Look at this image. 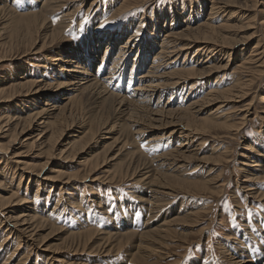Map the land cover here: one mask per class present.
<instances>
[{
  "label": "bare ground",
  "instance_id": "bare-ground-1",
  "mask_svg": "<svg viewBox=\"0 0 264 264\" xmlns=\"http://www.w3.org/2000/svg\"><path fill=\"white\" fill-rule=\"evenodd\" d=\"M35 1L40 4L38 0H21L20 4L17 5L16 0H12L11 6L7 5L5 9H3L4 6H0V12L6 11L11 20H15L17 24L22 23L25 28H23L22 32L20 29V35V32L13 34L10 32L9 38L15 34L16 39L20 37L26 39L27 44L31 46V52L33 51L30 55H42L47 51L54 52V54L46 57V63L43 62L47 66L45 70H41V72L39 70L38 72V69L32 68H40L38 64L34 63L35 60H32L28 63V66L31 68L21 69L22 74L17 79L9 81L4 90H0V99H3L1 97H6L4 99L7 101L9 99H15V97L21 94L23 96H32L34 100L36 98L38 99V97L41 98L39 100L41 103L30 113L22 114L18 112L16 115L7 114L0 118V131L3 133L5 131L11 132L9 133L10 139L7 144L5 146L0 145V151L4 155L10 154L14 158H17L19 155L12 153L17 137V126L22 121L23 125L26 126H30L33 123L32 131L36 134L37 143L41 141V143L45 142L48 145L43 150V153L46 155V161L39 165L40 171L38 174L42 175L47 170V166L53 158V152L56 150H58L57 156L63 160L76 159L80 163H83L82 159L84 160V158L80 157L86 154L85 147L91 137L94 136V131L95 133L103 132L104 135L101 138L106 135H116L115 138L112 139L111 137L110 139H112V142L121 141L119 143H122L123 146L128 144L129 141H140L145 134H149L151 136L144 142L145 148L148 147L146 150H150L148 153L144 152L146 157L142 158L138 155L139 160L137 159L135 162L130 160L132 163L128 165L126 171H122L120 174L122 176L128 175L131 178L135 176L134 178L137 182L141 179L145 181L144 185L146 186L148 195L147 199H140V201H145L144 209L145 212H148V215L146 214L148 217L146 220L149 219L152 221L156 219L159 214H163L162 212L165 211L164 208L169 205V202L164 201V204L159 207L158 200L155 196L156 193H160L157 189H162V191L167 190L166 195H172V193L178 192L177 190H171L173 187L188 190L187 183L183 181L185 180L184 176L190 175L197 170L193 168L190 174H186L190 170L189 163H194L195 161L200 164H205L203 162L204 158H198L199 151L203 149L201 138L208 136V138L211 137L214 139L213 136L217 135L215 131L218 129L225 130V133L227 132L228 134L231 133L229 135L234 138L237 137L238 130L240 131L247 124V118L251 115L250 111L253 108L255 100V98L248 100L252 95L251 86L256 80L260 82L264 75V49L260 46V40L258 38L257 42L250 46L251 50L248 55L244 56L237 66H235L231 75V82L227 88L226 86H221L220 83L222 82L217 80L216 84H213L205 94L198 93V89L195 88L197 85L194 79L220 74L227 71L233 65L234 62L232 63V60L231 62L229 61L233 55L230 52L240 44H245L253 39L255 32L245 34L236 40V38L228 37L233 28V25L228 22L237 20V18L242 20L244 17H241L245 16L246 13L244 10L247 8L248 3H251L250 6L254 8L256 5L264 6V0H210V9L206 16L203 14L206 6L202 0H195L194 2L197 7H190L189 17L182 15L186 6L180 5L179 9L182 11V16L177 11H174V14L171 13L172 15L167 16L164 15V12L163 14L160 12L159 15L156 13L158 16L155 20H150L149 18L151 25H154V21H156L157 25L160 26L155 31L152 28L153 26L150 28H139L141 27L140 25L138 26L139 22L149 24L144 17H141L138 22L132 19L126 25H117L112 30L108 29L107 31L87 28L88 33L85 34L83 40L80 42L75 41L72 47L61 52H58L53 47V45L56 46L54 41L65 27H61V25L65 24L67 26L71 19L70 16L73 13L65 14L62 20L63 23L61 22L59 26H54V23L52 24L51 22L49 25L47 18H50L53 12L50 7V11L47 13L44 7H46L47 3L49 5V3H57L60 0H43L39 10L35 9L37 8L34 5ZM86 1L90 2L91 7L96 6L95 3L98 2L97 0H82L80 5L82 6ZM139 1L123 0L121 6L116 10L120 12L134 10V7L137 6ZM190 1L188 4L191 6L193 2ZM22 2L29 5L24 6L21 4ZM175 5L178 6L176 2ZM176 6L175 8H177ZM58 7H60V4H58ZM141 7H145V3H142ZM231 8H237V10L228 11ZM92 9L89 8L88 11ZM257 13V10L253 12L252 19L255 20L260 14L261 20H263L262 12L259 11V14ZM225 14L227 15L225 16ZM166 18L170 19L171 28L167 24V26L165 25ZM94 21L95 19H91L87 26L92 27L91 25ZM219 21L220 24L216 25V22ZM257 23L261 25L264 21L259 23L257 19L256 25ZM175 24H177V28L173 29ZM164 25L166 26L165 29ZM243 26L246 29H251L252 27L251 23L247 22ZM160 31L164 33L161 39L159 35ZM33 34L38 35V38H40L41 46L39 48L35 46V40L32 38ZM219 56L224 57L220 59L218 58ZM240 56L241 53L238 54L237 58ZM3 61L4 59L0 58V63ZM47 71H50L48 75ZM29 72L38 73V77H29ZM187 85L189 86L185 90ZM54 92H57V96L53 95L55 94ZM260 92V103L264 104V88ZM165 96H169L170 98L168 97L166 101H162ZM178 97L180 98L176 101ZM57 98L60 99L59 104L54 101ZM232 101L240 104L245 101L247 103H244L242 109L231 112L233 113L232 115L240 113L241 117L237 124L229 127L227 125L228 123H226L229 119V113L224 108L231 104ZM210 105L218 106L215 110L213 109L208 112L206 116L204 115L205 117H201L200 114L203 112L201 109ZM86 107H89V109L94 107L96 109L94 115L92 114L93 116H82L81 111ZM236 107L233 106V109H236ZM105 112H107V115L112 116L113 122L111 120V124L102 126V123H99V121L97 123L95 122V126H91L87 131L82 129L87 122L92 123L96 120H102ZM29 129L27 128L26 130L28 131ZM114 129L116 130L115 134ZM232 132L234 133L232 134ZM21 133L24 132L21 131ZM212 134L214 135L212 136ZM28 136L31 135L29 134ZM30 139L32 138H27L24 142ZM175 140L176 143L169 151H165L164 153L155 152L159 146L164 143H173ZM258 140L254 139L252 142L246 144L241 155L242 159H244L241 165L244 168H249L245 169V171L247 170L249 172V175L244 181L246 184L254 182L252 185H245L247 194L250 196L254 195L257 190L256 183H262L260 182L261 180L258 181L260 176L256 173L254 174V172H264V164H262L264 150L258 151ZM198 141L199 143L195 144ZM217 150L219 151V149ZM217 150L214 148L212 153H216ZM220 156L217 158H208L209 160L216 162H220L221 160L222 162V159H220L222 157ZM108 159H111L109 161L113 160L112 158ZM86 161L88 163L87 169L84 170L83 168L85 172L81 176V178H84V181L91 173H95L98 169L105 167L104 163L98 162V156L94 157V159L91 157ZM16 163L23 164L19 161ZM6 166H3V170ZM11 169L10 180L13 181L16 173L13 168ZM47 171L50 170L48 169ZM141 171H144V173L140 174ZM53 173H56L53 177H43V180L56 183L63 182L61 179H64V184H69L73 178L76 179L78 176L75 177V175L65 174L61 170L53 171ZM212 173V169H210L205 177V183L194 182L189 184L194 187L204 188L208 193H213L209 191L210 189H207V184L216 187L214 184L217 181L212 183L214 178ZM21 175L16 176L17 180L15 181H17V185L14 190L8 189L7 183L3 182V179L0 180V217L3 218V221H0L1 264H28L29 258L25 252L26 248L31 246L30 244L33 245L35 240L33 238L35 236L38 238L36 234L42 228L57 229L52 223L58 221L57 218L59 216L57 212H63L65 209H57L59 199L53 207L52 211L56 213L52 218L48 214L42 217L38 213H34L28 206L22 207L24 204L29 203L24 198L27 194L29 178L26 179L27 186L21 187L23 181V175ZM111 179L113 180V176ZM34 183L35 187H33L34 189L36 188V194L34 195L36 198L40 190L39 187L41 188L43 184H40L38 180H35ZM223 188V184L218 186L216 193L221 194L222 190H224ZM7 189L10 194L4 197L3 192H8ZM21 189L24 190L22 195H20ZM185 196H188V194H185ZM10 206H20V212L17 211V214L10 215ZM202 213L204 212L196 211L189 213L185 217L177 216L169 222L165 219L159 226L155 224L152 230L148 229L142 232L140 239L148 241L147 243L150 246L154 244L155 247L151 251L149 249L151 248L150 246L148 249L150 255L156 254L158 249L167 246L163 241L171 232V229L165 225L173 224L179 219L186 217L196 220ZM48 217L49 219H47ZM113 220L112 223L114 226L109 225L111 230L105 234L103 243H99L98 246L92 248L90 247V252L97 254L103 250L104 253L108 254L113 251H121L126 243L123 245L121 241L136 234L135 226L130 223L128 226H117L115 224L117 219L113 218ZM144 225L146 227L149 224L145 222ZM82 229L69 236L74 241L83 240L75 244L71 243L75 253L77 249L82 251L89 249V246H86V244L91 235L97 230L88 227V225L83 226ZM233 236L238 237L235 234ZM238 245H241V242ZM68 249L71 250V246H66V249L63 251H67ZM43 250L46 252L49 251L47 248ZM57 253L58 251H53V254ZM145 257L148 258V256ZM164 257H168V254L164 255ZM231 257L232 259H229L232 260L233 264H258L256 257L253 256L235 253ZM50 258L53 257L51 256ZM134 260H137V257H134ZM261 264H264V260Z\"/></svg>",
  "mask_w": 264,
  "mask_h": 264
},
{
  "label": "rangeland",
  "instance_id": "rangeland-1",
  "mask_svg": "<svg viewBox=\"0 0 264 264\" xmlns=\"http://www.w3.org/2000/svg\"><path fill=\"white\" fill-rule=\"evenodd\" d=\"M38 1L40 4L36 1L34 3V5L37 6V8H35L37 10H39L41 7L43 0ZM81 1L82 0H60L57 3H49V5L47 3L46 7H44V10H47V13L50 11V7L53 12L52 15H50V18H47L49 20V25L51 22L52 24L54 23V26H59V24L64 19L63 16L65 14L73 13L72 16H70L71 19L69 24H67V26L65 24L61 25V27H65L58 35V38H56L54 41L56 46L53 45V47H55V50L58 52L69 49L72 47V44L75 43V41L80 42L83 40L85 34L88 33L87 28L107 31L108 29L112 30L117 25H126L127 23L131 22L132 19L138 22L141 17H144L149 24L139 22L138 26H141L139 28H150L153 26L152 28L155 31V29L160 26L157 25L156 21H154V25H151V22L149 21L155 20L160 12H162V14L164 12V15L167 16L172 15L174 14V11H177L181 15L182 11L179 8L180 5H182L186 6V9L184 10L185 14L183 13L182 15L189 17L191 8L194 6L197 7L196 3L194 2L195 0H191L193 2L191 6L188 4L189 0H140L137 6L134 7V10L120 12L116 9L121 6L123 0H97L98 2L95 3L96 6L94 7H91L90 2L88 1H86V3L81 6ZM11 2L12 0H0V6H4L3 9H5L7 5L11 6ZM175 2L178 6L175 5ZM202 2L206 6L203 13L206 16L210 9V0H202ZM142 3H145V7L140 8ZM21 4L24 6L29 5L25 4V2H22ZM58 4H60V7H58ZM250 5L251 3H248L246 6L247 8L244 10L246 14L245 16L241 17H244L242 20L237 18V20H231L228 22L233 25V28L231 29L232 31H230L228 37L236 38L237 40L241 36L250 34L252 32H255V37L247 43L240 44L238 47L233 48V50L230 52L233 53V55L229 61L231 62L232 60V63H234L227 71H224L220 74L218 73L208 75L207 77L194 79L197 85L195 88L198 89V93L205 94V92H207V90L213 86V84H216L217 80L222 82L220 83L221 86H226L227 88L228 84L231 82V75L235 69V66H237L244 56L248 55L251 50L250 46L255 44L259 39L260 46L262 49H264V23L261 25H258L257 23L256 25L257 19L259 20V23L264 21V6L256 5L254 8H252ZM175 6L177 8H175ZM89 8L93 9L88 11ZM236 10L237 8L228 9V11ZM256 10L258 12L257 14H259V11L262 12L263 20H261L260 14L255 20L252 19L253 12ZM8 15L9 14H7L6 11L0 12V58L4 59V61L0 63V90H4L6 84H8L9 81L17 79V77L22 74L21 69L29 67L28 63L32 60H35L34 63L40 66V68H32L38 69V72L39 70L40 72L41 70H45L47 68V66L44 64L47 62L46 57L50 54H54V52L51 53L50 51H47L42 55H30L33 51L31 52V46L27 44L26 39L21 37L16 39L15 34L9 38L10 32L11 34L19 33L20 29L22 32L24 26L22 23L17 24L15 20H11ZM226 15L227 14H225V16ZM91 19H95V21L92 23V27H88V22L90 23ZM169 20V18L166 20L165 25L167 24L168 27L171 28V23ZM246 22L251 23V29H246V27L243 26ZM219 24L220 21L216 22V25ZM165 25L164 29L167 26ZM175 28H177V24H175L173 27V29ZM159 35L161 36V39L162 35H164L163 31H160ZM32 36V38L35 40V46L39 48L41 46L40 38H38V35L33 34ZM237 53H241L239 58H237ZM223 57L219 56L218 58L222 59ZM48 72L50 73V71H47V75ZM28 74H30L29 77L32 78L38 77V73L29 72ZM188 86L189 85L186 86L185 90H187ZM263 88L264 75L260 82L256 80L251 86L252 95L248 100L255 98L254 105L250 111L251 115L247 118V124H245L240 131L238 130L237 137L233 138L229 135L231 133L228 134L227 132L225 133V130L218 129L215 131L217 133L216 136L212 134V136L214 135V139L211 137L208 138V136H203L201 138L203 149L199 151L200 153L198 154V158H204L203 162H205V164H200L195 161L194 163H189L190 170L187 171L186 174H190L191 169L193 168L197 170H195L194 173H191L190 175L184 176L185 180L183 181L187 183L186 185L189 187L188 190L173 187L170 189L177 190L178 192H174L172 195H166L167 190H163V192L162 189H157L160 193H156L155 196L158 200L159 207L164 204V201L169 202V205L164 208L165 211L163 210V214H159V216L152 221L149 219L146 220L148 218V212H145L144 209L145 201H140V199H147L148 194L146 186L144 185L145 181L141 179L137 182L134 178L135 176L131 178L128 175L122 176L120 174L122 171L127 170L128 165L131 164L132 161H137L138 155L142 158L146 157L145 153H148L150 150H146L148 147L145 148L144 142L151 135L145 134L140 141H129L128 144L123 146L122 143H119L121 141H115L116 143L112 142V139L115 138L116 135H106L101 138L104 133L96 132V134L94 131V136L91 137V141L89 140L85 147L86 154L80 157L84 158V160L82 159L83 163H80L79 160L76 159H67L68 161L63 160L61 157L57 156L58 150H56L53 152V158L47 166V170L49 169L50 171L46 170L44 174L40 175L38 174L40 171L39 165L46 161V155L43 153V150L48 145L45 142H43L44 144L41 143V141H38L37 143V138L35 136L36 134L32 131L33 123H31L30 126H26L23 125V121L21 120L22 122H19L17 126V137L14 143L15 146L13 145L14 149L12 150V153H16L19 156L14 158L10 154L4 155V153L0 151V180L3 179V182L7 183L8 189L14 190L16 189L17 185V181H15L17 180L16 176H19L20 174L23 175L21 187L27 186L26 179L29 178V184L26 191L27 194L24 196V198L27 199L26 201L29 203L21 206H28L33 210L34 213H38L42 217L47 216V214L48 216L50 215L51 218L55 216L56 212L52 210L58 199L60 201L57 209L61 210L62 208H65V213L64 211H60L59 213L57 212V215L59 216L57 218L58 221H52L53 226L57 229H51L48 227L42 228V230L36 234L38 238H36V236L33 238V240L35 239L33 245L30 244L31 246L26 248L25 252L29 258L28 264H233L231 256L235 253L256 257L257 263L261 264V262L264 260V172H254V174L256 173L260 176H258V181L261 180L260 182L262 183H256L257 190L255 191L254 195L250 196L247 194L245 185H252L254 182L246 184L244 181L249 175V172L247 170L245 171V169L249 168H244L241 165L242 161L244 162V159H242L241 155L245 145L252 142L254 139H259L257 141L258 151L264 150V104L260 103L259 98V95L261 94L260 90ZM54 93L55 94H52H57V92ZM168 97L169 96L163 97L162 101H166ZM1 98L3 99H0V118L7 114L16 115L18 112H21L22 114L30 113L41 103V101H39L41 100L40 97L34 100L32 96H23V94L18 95V97H15V99H9V101L4 99L6 97ZM179 98L180 97H178L176 101L179 100ZM59 100L60 99L58 98L54 99L57 104L60 103ZM248 100L247 102H249ZM82 102L84 103V101ZM247 102L245 101L240 104L236 101H232L231 104L224 108L226 111L228 110L229 113V119L226 122L228 123L227 125L229 127L233 124H237L241 117L240 113L232 115L233 113L231 112L242 109L244 103L246 104ZM217 106L218 105H210L208 107L206 106L207 108H202L201 110L204 114L201 113V117H205L208 112L212 111L213 109L215 110ZM233 106H237L236 109H233ZM83 109L81 113L84 117H91L94 115V111H96L94 107L92 109L86 107L84 109L85 111ZM105 113L102 120H96L92 123L87 122V124L83 126L82 129L87 131L91 126L94 127L99 121V123H102V126L105 124H111L112 116L107 115V112ZM75 116L78 117L77 115ZM22 117L24 118V116ZM27 128L30 129L27 131ZM19 131L24 133L20 134ZM0 132V145L5 146L10 139L9 133L11 132ZM115 132L116 130L114 129V134ZM234 132H232V134ZM29 134L31 136H28ZM26 137L28 139L32 138L30 139L31 141L28 140L29 142H24L27 139ZM111 137L112 139H110ZM175 143L176 140L170 144L164 143L163 145L159 146L155 152H167L172 149V146H174ZM198 143L199 141L195 144ZM121 145L122 147L119 148ZM214 148L216 150L219 149V151L217 150L218 152L216 151V153H212ZM93 156H98V162H101L102 164L104 163L105 167L98 169V171L95 173H91L87 179L85 178L86 180L84 181V178H81V176L85 172L84 170L87 169L88 163H86V160L90 159L91 157L94 159ZM218 156L222 157L220 158L222 159V162L221 160L220 162H216L209 160L208 158H217ZM108 158H112L114 161H109L111 159ZM18 161L22 162L23 164L16 163ZM262 164H264V160H262ZM3 166H6L4 170ZM11 168H13L16 173L15 179L13 181L10 180V172L12 171ZM210 169H212V174L214 177L212 183L217 181V183L214 184L216 187L207 184V189H210L209 191H212L213 193H208L204 188L194 187L193 185L189 184L194 182L205 183V177ZM56 170H61L62 172H65V174L75 175V177L77 175L78 176L76 179L73 178L69 184H64V179H61L63 182L56 183L43 180V177H53L56 174L53 173V171ZM142 173H144V171L140 172V174ZM112 176L113 180L111 179ZM35 180H38L40 184H43L41 188L39 187L40 190L36 198L34 195L36 194V188L34 189ZM221 184H223L224 190H222L221 194H217L216 192L218 189L216 188H218V186ZM23 189H21L20 195L23 194ZM3 194L4 197H7L9 196L10 192L8 190V192H3ZM185 194H188V196H185ZM13 207H9L11 208L9 209L10 215L17 214V211L20 212V206ZM196 211L204 213H202L196 220L186 217L179 219L173 224L165 225L171 229V232L163 241V243L167 244V246L163 247L162 249H158L156 254H149L155 245L153 244L150 246L147 243L148 241H143L140 239L142 237V232L148 229L152 230L155 224L159 226L165 219L167 222H169L174 217H185L189 213ZM113 218L117 219L115 221L117 226H128L129 223L135 226L136 234L121 241L123 245L126 242L121 251H113L108 254L104 253L103 250L97 254L90 252L92 247L98 246L99 243H103L105 234L111 230L109 225L114 226L112 223L114 221ZM2 219L3 218L0 219L1 222L3 221ZM47 219H49V217ZM145 222H148L149 224L146 225V227L144 225ZM85 225L97 230H95L96 232L91 235L88 243L86 244V246H89V249L84 251L77 249V252L75 253L71 243L75 244L79 241L82 242L83 240L80 239L74 241L71 240L69 236L70 234L83 230L82 227ZM233 234L238 235V237H234ZM238 241L241 242V245H238ZM66 246H71V250L68 249L67 251H63L66 249ZM149 246L151 247L149 248L150 251L148 249ZM142 247L144 248L142 249ZM45 248H47L49 251H44L43 249ZM54 250L58 251V253L53 254ZM162 254H168V257L165 258ZM51 256L53 258H50ZM144 256H148V258H144ZM134 257H137V260H134Z\"/></svg>",
  "mask_w": 264,
  "mask_h": 264
},
{
  "label": "snow or ice",
  "instance_id": "snow-or-ice-1",
  "mask_svg": "<svg viewBox=\"0 0 264 264\" xmlns=\"http://www.w3.org/2000/svg\"><path fill=\"white\" fill-rule=\"evenodd\" d=\"M20 2H21V0H16V3H17V5H19V4H20Z\"/></svg>",
  "mask_w": 264,
  "mask_h": 264
}]
</instances>
